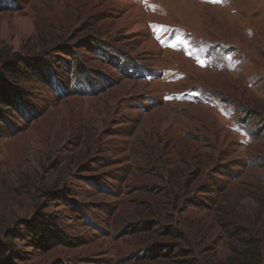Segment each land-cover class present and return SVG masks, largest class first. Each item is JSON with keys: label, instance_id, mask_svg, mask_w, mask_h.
Segmentation results:
<instances>
[{"label": "rangeland", "instance_id": "obj_1", "mask_svg": "<svg viewBox=\"0 0 264 264\" xmlns=\"http://www.w3.org/2000/svg\"><path fill=\"white\" fill-rule=\"evenodd\" d=\"M0 87L12 264H264V0H0Z\"/></svg>", "mask_w": 264, "mask_h": 264}, {"label": "bare ground", "instance_id": "obj_2", "mask_svg": "<svg viewBox=\"0 0 264 264\" xmlns=\"http://www.w3.org/2000/svg\"><path fill=\"white\" fill-rule=\"evenodd\" d=\"M122 13V20L131 28L133 32L138 31L140 33H143L141 34V40L143 41L142 48H145L147 51L157 54L160 51V46L148 38L147 26L141 21V18L138 16V10L128 7L124 9ZM6 26V23H2L1 25L2 38L7 37ZM14 26H16V24ZM21 29L23 30L21 31V33H29V31H25L23 28ZM14 44H17V39L14 41Z\"/></svg>", "mask_w": 264, "mask_h": 264}, {"label": "trees", "instance_id": "obj_3", "mask_svg": "<svg viewBox=\"0 0 264 264\" xmlns=\"http://www.w3.org/2000/svg\"><path fill=\"white\" fill-rule=\"evenodd\" d=\"M10 72H12L10 70ZM0 88H3V87H0ZM3 104V101L0 99V105ZM50 224H53L51 222H48V221H36L32 224V226H28V229L31 230V228H38V230H42L44 231L46 228H49V226L53 227L52 225ZM34 226V227H33ZM36 239H33V241L35 242ZM10 252V249L7 245H4L3 243L0 242V264H12L10 262V260L7 258L6 259V256L8 255V253ZM11 255V253H10Z\"/></svg>", "mask_w": 264, "mask_h": 264}, {"label": "snow or ice", "instance_id": "obj_4", "mask_svg": "<svg viewBox=\"0 0 264 264\" xmlns=\"http://www.w3.org/2000/svg\"><path fill=\"white\" fill-rule=\"evenodd\" d=\"M206 2H208V3H217V2H219V0H206ZM201 66H203V64Z\"/></svg>", "mask_w": 264, "mask_h": 264}]
</instances>
